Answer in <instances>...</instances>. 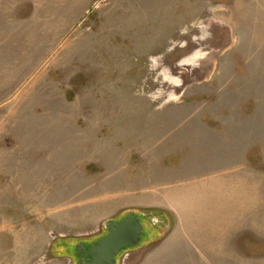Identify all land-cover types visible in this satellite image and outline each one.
<instances>
[{"label": "rangeland", "instance_id": "374dc122", "mask_svg": "<svg viewBox=\"0 0 264 264\" xmlns=\"http://www.w3.org/2000/svg\"><path fill=\"white\" fill-rule=\"evenodd\" d=\"M227 169L193 214L224 251L152 258ZM132 210L117 264H264V0H0V264H76Z\"/></svg>", "mask_w": 264, "mask_h": 264}, {"label": "crops", "instance_id": "0c3cea01", "mask_svg": "<svg viewBox=\"0 0 264 264\" xmlns=\"http://www.w3.org/2000/svg\"><path fill=\"white\" fill-rule=\"evenodd\" d=\"M218 172L220 171H216L214 175H209L210 185L204 179L199 181L195 180L197 183L192 185H189L187 181L184 184H178L177 188H175V195L179 201L176 200V209L180 211L177 213V222L173 228L174 231L162 239L159 253L154 256L152 255V258L158 254L159 258L160 255L164 257L168 255L179 256L193 253L207 256L211 252H216V250L217 252L224 251L223 248H219L212 243L211 235L207 233L210 229L205 226L207 221L204 219V221L202 220L200 223H197L195 216H193L197 208L208 209V206L213 208L214 205L210 202L212 198H209L212 192L214 193L215 191L218 195L222 189H225L229 195L233 194L231 191L233 171L227 169V171H221L223 174H219ZM210 186L214 187V189ZM230 197H227L228 205H230V202H237ZM168 207L172 208L173 206ZM190 210L192 214H190Z\"/></svg>", "mask_w": 264, "mask_h": 264}, {"label": "water", "instance_id": "95a60500", "mask_svg": "<svg viewBox=\"0 0 264 264\" xmlns=\"http://www.w3.org/2000/svg\"><path fill=\"white\" fill-rule=\"evenodd\" d=\"M105 227L107 233L89 247L84 241L76 245V264H117L123 250L142 242L146 229L142 217L133 210L120 220L105 222Z\"/></svg>", "mask_w": 264, "mask_h": 264}, {"label": "flooded vegetation", "instance_id": "af4514ba", "mask_svg": "<svg viewBox=\"0 0 264 264\" xmlns=\"http://www.w3.org/2000/svg\"><path fill=\"white\" fill-rule=\"evenodd\" d=\"M96 242V241H95ZM90 245H92V244H86V247H89Z\"/></svg>", "mask_w": 264, "mask_h": 264}]
</instances>
